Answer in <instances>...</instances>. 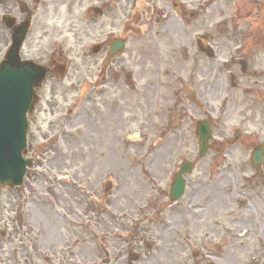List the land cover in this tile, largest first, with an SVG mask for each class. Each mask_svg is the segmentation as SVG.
I'll return each instance as SVG.
<instances>
[{"label":"rangeland","instance_id":"obj_1","mask_svg":"<svg viewBox=\"0 0 264 264\" xmlns=\"http://www.w3.org/2000/svg\"><path fill=\"white\" fill-rule=\"evenodd\" d=\"M103 1L108 4L106 16L88 12ZM177 1L180 4L172 9L170 3L176 0H65L56 2L39 20L46 33L32 27L31 33L41 36V46L48 48L54 40L71 48L80 84L55 87L52 92L53 87L44 83L40 101L28 117L25 157L31 163L23 184L0 185V232L4 231L0 257L7 264H118L119 238L113 235L116 211L140 206L148 193L165 192L183 159L194 160V167L187 176L185 195L173 209L184 212L188 220L193 216L186 205L196 201L206 211L198 212L200 220L192 230L188 225L193 238L211 240L209 249L219 254L215 264H264V158L257 167L249 159L251 146L264 143V0ZM18 4L19 0L1 2L0 16L10 7L18 16ZM179 13L187 23L179 20ZM148 16L164 21L155 34ZM120 17L140 18L141 35L130 32L126 40L135 50L150 45L152 56L169 60L167 84L173 85L170 73L179 66L202 104L177 94L183 113L168 133V101L159 98L154 113L148 110L151 103L142 101L103 103L97 95V75L86 78L82 50L73 49L80 36L86 44L96 41L102 22L109 31ZM6 32L0 19V36ZM204 34L213 53L197 47V37ZM241 61L246 62L244 71ZM97 63L92 66L95 71ZM85 80L93 85L91 94L84 93ZM163 83L155 93L164 97L171 89L165 90ZM197 119H209L212 130L201 158L197 157ZM117 123L122 135L114 130ZM235 128L241 131L238 139L233 138ZM125 133L132 141L127 142ZM128 143L134 148L127 150ZM120 170L131 176L122 178ZM133 193L136 198L127 202L124 197ZM182 217L177 214L172 223V214L165 211L146 231L144 239L168 238L162 244L166 253L161 255L166 263L192 264L193 249L203 257L206 252L192 243L186 246ZM102 232L109 234L102 240L109 256L98 243Z\"/></svg>","mask_w":264,"mask_h":264},{"label":"flooded vegetation","instance_id":"obj_2","mask_svg":"<svg viewBox=\"0 0 264 264\" xmlns=\"http://www.w3.org/2000/svg\"><path fill=\"white\" fill-rule=\"evenodd\" d=\"M65 0H19V4L17 5L18 10V18L14 16V19H12V25L7 27V34H3V36H0V61L3 59L5 52L10 44L11 40V34L16 26L17 23H19L22 20H27L29 23V30L26 34V37L22 43V46L20 48V56L22 59H31L34 62L43 65L46 68V74L44 77L43 83L48 82V85L50 87H53L52 92L54 91L55 87H75L78 86L79 83V75H76V72H78L77 68L75 67V63L73 62L74 59L70 55L71 48L66 47L65 44H60L59 47H55L54 45H51V48L44 49L39 45V37L40 34L33 35L31 33L32 27L36 25V27L41 30V33H46L45 27H43L42 22L40 25V21L42 20L43 15L45 12L51 10L56 5L57 2H64ZM174 5H176V2H174ZM108 4L106 2H101V9H100V17L106 16ZM11 9V7H10ZM10 9H6L4 13L6 14H12L13 12ZM36 19V21H35ZM130 18L127 17L122 20V17H120L119 21H117V25L113 26V28H110L109 31H106V25L105 23L101 25V32L97 36L98 42L91 45V42L88 41L87 46L84 45L82 36H80L79 41L77 43V46L82 49V59H83V65L85 67V73L86 78L91 77L92 75L97 74V80H98V88L97 89V95L100 100L103 102H120L126 104L127 101H132L133 104L137 105L140 101L144 104H150V108L148 110L153 109L154 103L158 102L159 98L166 102V112H167V119L169 120V115L172 112V110H175L178 112V116H181L183 113V109L180 108V100L178 99V96L183 94V98L185 97L184 92V86L186 85L182 75L180 74V68L179 66H176L177 71L174 73H170L171 77L170 80L173 81V85L166 83V77L168 76V63L169 60L167 58L165 59H159L158 57L152 56V51L154 52V48H152L150 45H147V48L142 47L140 50H135L129 40H125V47L124 50L119 54H113L110 55V48H112V38L117 35H121L123 29L125 31H129L128 33H132L133 36H140L142 33L141 26L143 23H139V17H136L137 24L130 26L127 28L124 26L125 21L129 20ZM146 20L151 23V27L153 29L154 34L157 33L161 27V24L164 23V21H161L159 17H153L151 16L146 17ZM179 20L181 22L186 23L185 16H180ZM122 22V24H121ZM168 22V21H167ZM139 23V24H138ZM121 24V25H120ZM115 25V23L113 24ZM157 25H159V28H157ZM146 26V25H145ZM166 26L163 28V32L165 31ZM132 29V30H131ZM127 33V34H128ZM88 34V33H87ZM150 36V35H149ZM151 38V37H150ZM134 49V50H133ZM135 54H140L138 57L135 56ZM98 55L99 57V69L97 73L93 70H91V66H94L98 59L95 57ZM155 81V82H154ZM161 81L164 82L162 86L165 90H168L169 88L170 93L166 92V96L163 97L162 93H155L156 91L160 90L161 87ZM156 83V84H155ZM43 85V84H42ZM84 86V93L91 94L93 89L92 86L88 80H85L83 83ZM178 94V96H177ZM41 95V92L39 95H37V101L39 103V96ZM156 97V98H155ZM168 99V100H167ZM171 100V105L169 101ZM104 103V102H103ZM121 107V106H120ZM133 109L136 110V108L133 106ZM115 111V108H114ZM166 112H164L166 114ZM169 113V115H168ZM122 114V112H121ZM118 118L117 116H115ZM147 118H151L150 115H146ZM182 117V116H181ZM121 122V121H119ZM169 125V124H168ZM120 124H115V128H120ZM171 127L170 125L165 128V133L170 132ZM99 135L102 133L100 129H98ZM107 133V132H103ZM116 133V131H113V134ZM134 145L129 144L127 145V150L133 149ZM118 164H116L117 166ZM116 166H114L116 168ZM116 175L114 170H110ZM133 172V170L130 169V174ZM129 172L126 170H120L119 175L123 178L124 176H129ZM131 176V175H130ZM189 185V183H187ZM198 188L196 187L191 191L189 194L191 197H193L197 193ZM152 197L150 199H157L159 201V204L156 206L155 214H161L164 211L168 210V212L172 215L181 214L184 217V212H179L175 209H170L171 203L168 201L167 204H163L162 192H154L150 193ZM136 197V194H135ZM168 197V193H167ZM133 198V196H132ZM200 202H202L200 200ZM146 204L150 205V202H147ZM194 206V209L191 210L194 214H191L193 216L192 219L188 220L187 218H181L180 221L184 223V232L185 237L183 238L184 243H186V246H189V244H194L196 246L204 247L206 249V252L203 255L199 254L197 250H192L193 255L191 257H194L195 262L192 264H215L214 259L219 254L212 252L209 248L212 246L209 241L207 240V236H204L202 238L196 239L193 238L194 236L191 234V231L194 226H197L200 217H197L198 212L201 214H205L206 211L197 210L199 206L196 204V201L191 203ZM162 206H164L162 208ZM162 208V209H161ZM169 208V209H167ZM119 212H121L122 216L120 218L115 219L116 226L120 229H124V227H128V222L132 223V219L127 218L124 216V212H127L128 215H137L140 216L141 222H144L146 220H143L142 218V211H148L152 210V208H138L134 207L130 210L118 208ZM214 214V212H213ZM197 217V218H196ZM138 219V218H136ZM155 221V220H152ZM175 221V220H174ZM173 221V222H174ZM188 225L191 228L188 229ZM142 227H145V225H142ZM148 228V224L146 226ZM143 232V231H142ZM145 232V231H144ZM189 235L192 236L193 240L191 242ZM168 238H166L167 240ZM166 240H162V238L159 239H153V240H129V239H120L119 240V248L117 250V253L119 254L117 261L118 264H123L125 261H128L129 264H131V261H135L134 264H171L166 263V257L161 256L166 253V250H164L166 247H163V242H166ZM130 245V246H129ZM124 246V247H123ZM162 246V247H161ZM183 246V245H182ZM213 246H216V243L213 244ZM0 252H3V249L0 247ZM160 256V257H159ZM157 259H160L161 261H156ZM155 261V262H154ZM0 264H7V260L1 256L0 257Z\"/></svg>","mask_w":264,"mask_h":264},{"label":"water","instance_id":"obj_3","mask_svg":"<svg viewBox=\"0 0 264 264\" xmlns=\"http://www.w3.org/2000/svg\"><path fill=\"white\" fill-rule=\"evenodd\" d=\"M26 29L25 24L17 27L12 54L0 67V183H8L11 186L22 181L27 162L22 158L27 129L26 113L32 108L33 88L42 80L44 73V70L33 64L25 65L16 59ZM200 44L201 48H206L203 39L200 40ZM188 95L190 96V93ZM197 131L200 137V153H202L210 137L209 123L198 122ZM262 154L263 149L260 145L252 155L254 164L261 162Z\"/></svg>","mask_w":264,"mask_h":264}]
</instances>
